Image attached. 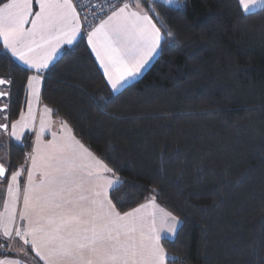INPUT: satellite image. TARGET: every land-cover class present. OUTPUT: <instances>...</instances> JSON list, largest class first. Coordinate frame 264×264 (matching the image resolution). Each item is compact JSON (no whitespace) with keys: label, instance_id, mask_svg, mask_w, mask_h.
<instances>
[{"label":"trees","instance_id":"trees-1","mask_svg":"<svg viewBox=\"0 0 264 264\" xmlns=\"http://www.w3.org/2000/svg\"><path fill=\"white\" fill-rule=\"evenodd\" d=\"M142 2L173 34L146 71L113 91L83 35L45 72L42 102L124 181L109 192L118 211L154 198L180 219L166 264H264V6ZM31 72L0 40L7 125ZM30 145L11 142L12 171Z\"/></svg>","mask_w":264,"mask_h":264},{"label":"snow or ice","instance_id":"snow-or-ice-1","mask_svg":"<svg viewBox=\"0 0 264 264\" xmlns=\"http://www.w3.org/2000/svg\"><path fill=\"white\" fill-rule=\"evenodd\" d=\"M34 2L38 5L35 12ZM239 3L249 13L253 7L264 5V0H239ZM133 8L136 10H130ZM148 12L155 14V9L143 11L140 0H128L122 6H114L106 19L92 26L87 16L81 20L73 0H8L0 6V38L12 56L39 72L48 67L61 44L76 40L82 24L90 27L88 43L103 66L110 88L119 91L173 36L170 31L162 33ZM160 23L167 28L163 21ZM39 81V76L28 78L30 94L36 99ZM8 84L10 81L0 79V85ZM8 95L0 92V99ZM27 104V118L35 120L32 101ZM7 108L4 104L0 111ZM52 111L44 109L45 113ZM61 125L66 129L63 121ZM18 126L28 127L23 113L20 120L11 124V136L20 140ZM7 128V124H0V129ZM44 129L41 120V132ZM29 160L23 190L20 186L23 168L13 172L8 183L7 219L0 218L4 238L12 237L11 224L17 218L16 205L22 195L19 219L26 224L16 228L15 235L24 244H30L45 264H166L168 254L161 239L177 234V224L182 222L165 212L157 226L156 212L146 211L157 207L154 199L127 212L118 211L109 192L116 191L124 181L74 137L57 141L53 133V140L42 147L38 135L26 162ZM5 172L0 164V179L5 178ZM176 259L173 257V261Z\"/></svg>","mask_w":264,"mask_h":264},{"label":"crops","instance_id":"crops-1","mask_svg":"<svg viewBox=\"0 0 264 264\" xmlns=\"http://www.w3.org/2000/svg\"><path fill=\"white\" fill-rule=\"evenodd\" d=\"M161 1H163V2H165L167 4H174L176 2L177 3L179 2V0H172L171 3H169L168 0H161ZM7 2H8V0H1L0 1V6H2L3 3H7ZM140 2H141L142 10L143 11H147V8L143 4L142 0H140ZM257 6L253 7L252 9H250V11L256 10V9H258V8L264 6V5H260V7H257ZM130 10H136V9L133 8V9H130ZM33 11L34 12L38 11V5H36L35 2L33 4ZM110 14H111V11L109 12L108 15H110ZM148 14H149V12H148ZM107 16L104 19H106ZM153 21L155 22L154 19H153ZM157 26H158V24H157ZM25 27H30V25H26ZM87 33L84 34V33L81 32L80 34H78L76 40H74L72 44H61L59 49L56 51L55 56L53 57V59L49 63L48 67L45 68V69L40 70L39 72H37L36 69L30 68L28 65L24 64V62L19 60L17 57L12 56L11 52L8 49L5 48L6 51H8V53L17 62H19L21 65H23V66L29 68L30 70H32V72L30 73L29 77H31V76H39L40 77V81H39V84H38L39 99H36V97L31 96L30 89L28 88V81H27L25 106H24V109H23L22 113L24 114L25 118L27 119L28 127L24 128L22 126H18L17 132L19 134H21V138H20V140H17L15 137L12 136V138H13L12 142L22 143L24 137L29 133L30 136H31V144L33 142V150H34L35 144H36V139H37L38 135L41 138L40 141L43 140V145H47V143L49 141L53 140V133H55L57 141H59V139L62 140V138H64V137H74L76 141H79L80 144H82L84 146V144L75 137V135L72 133L71 129L69 128V126L65 122H64V124L66 125V129L64 127H62V125H61V121L62 120L53 117L52 112L51 113H45L44 112V109H45L46 106L42 102L41 92H42L45 72L48 70V68L62 55V53L65 50H67V49L71 48L72 46H74L83 35H86V39H87ZM0 40H1L2 44H3L2 38H0ZM87 42H88V39H87ZM89 47H90V49H91V51H92V53H93V55H94V57L96 59L101 71L104 74L103 66L101 65L99 59L97 58L96 53L92 50V46L90 44H89ZM159 50L160 49H158L157 52L153 54V56L149 59L148 63L144 66V68L141 69L140 73L137 74L135 77L129 78V80L125 83V85H127L128 83L136 80L137 78H139L146 71L148 66L157 57ZM0 92H8V85H0ZM115 92H117V91H115ZM28 100L32 101V111H33V113L35 115V120H31L30 118H27V113H28V104H27V102H28ZM6 103H7L6 97L0 99V108H3V105L6 104ZM40 112L42 113V115H41ZM20 119H21V115H20V117L17 120H20ZM4 120L5 119H3L2 111H0V124H5ZM41 120H43L44 124H45V129H44L43 132H41ZM11 124H9L8 128H7V129L10 130V133L12 132ZM32 134L34 135V139H32ZM8 145L9 144L5 140V138H4L3 134H2V131L0 129V164L5 165V163H6L7 158L5 160H3V156L5 155L4 151L6 150ZM43 145H42V147H43ZM84 148L87 149L86 146H84ZM27 155H28V151H27ZM107 175L109 177H111V174H107ZM7 188L8 187H6V186H0V218H2V220H6L7 219V214H8L7 213V209H6V204L8 202H5V199H4V195H5V192H6ZM21 190H23L22 187H21ZM22 207H23V203H21L19 201L17 203V205H16L17 218L11 224V227L13 228V233H12V237L11 238H7V239L4 238L3 235H2L3 229H2V227H0V236L5 240V246H4L5 249L2 252H0V262L19 261L20 264H45V262L43 260H41L39 256L36 255V252L32 249L30 244H27V245L24 244L23 240H21L19 237H17L15 235V228H18V227L22 228L26 224V221H21L19 219V212L22 210ZM29 239H30V237H29Z\"/></svg>","mask_w":264,"mask_h":264},{"label":"rangeland","instance_id":"rangeland-1","mask_svg":"<svg viewBox=\"0 0 264 264\" xmlns=\"http://www.w3.org/2000/svg\"><path fill=\"white\" fill-rule=\"evenodd\" d=\"M177 3V2H176ZM176 3H174V4H176ZM257 7H260V5H258ZM159 53V52H158ZM155 60V59H154ZM153 60V61H154ZM153 63V62H152ZM151 63V64H152ZM150 64V65H151ZM149 65V66H150ZM148 66V67H149ZM7 105H8V103H6ZM41 113V112H40ZM41 115H42V113H41ZM2 116H3V119H5L4 121H8V118H9V113H8V111L6 110V111H2ZM54 117V116H53ZM55 118H57V119H59L58 117H55ZM9 125V124H8ZM1 131L4 133V131H7L8 132V134L10 135V137H11V140L9 141L6 137H4L5 138V140L8 142V146H7V148H6V150L4 151V153H5V155L3 156V160H5L6 158H7V160H6V163H5V165H4V167H6V166H8V171H7V174H5V179H4V181H0V186H6V187H8V183H9V180H10V177H11V174L13 173V172H15V171H12V168L10 167V165H11V154H10V144H11V142H12V140H13V138H12V136H11V133H10V130L9 129H7V130H4V129H1ZM37 133V132H36ZM32 139H34V135L32 134ZM41 139V138H40ZM59 141H61L60 139H59ZM41 142H42V145H43V140H41ZM35 146H36V144H35ZM28 150V155H29V153H31L32 151H33V142H32V144L30 145V147L29 148H27ZM87 151L88 152H90L93 156H95L90 150H88L87 149ZM96 158H98L97 156H95ZM99 159V158H98ZM88 162V160H87V157H85V163H87ZM108 166V165H107ZM30 167V160L29 161H25L24 162V164H22V166L19 168V169H21V168H23V172H22V175H21V177H20V186L22 187V189H23V187H24V185H25V182H26V179H27V169ZM19 169H17V170H19ZM16 170V171H17ZM107 175V174H106ZM116 175V174H115ZM117 176V175H116ZM117 177H119V176H117ZM109 198H110V196H109ZM153 198V197H152ZM4 199H5V202H8L9 201V195H8V191L6 190V192H5V195H4ZM154 199V198H153ZM154 201H155V199H154ZM20 202L22 203V195H21V199H20ZM148 202V201H147ZM146 202V203H147ZM155 204L157 205V207L155 208V209H152V208H149V209H147L146 211L147 212H152L153 210L156 212V220H157V226H159L160 225V223H161V220L163 219V214L165 213V212H168V211H166L161 205H159L157 202H155ZM122 213V212H121ZM179 219V218H178ZM179 221H180V219H179ZM170 222V221H169ZM179 225H180V223H178L177 224V229H178V227H179ZM16 229V228H15ZM175 234H168V237H173Z\"/></svg>","mask_w":264,"mask_h":264},{"label":"built area","instance_id":"built-area-1","mask_svg":"<svg viewBox=\"0 0 264 264\" xmlns=\"http://www.w3.org/2000/svg\"><path fill=\"white\" fill-rule=\"evenodd\" d=\"M128 2V0H73L75 6H77L78 14L83 21L87 16L88 23L95 26L99 23L100 19H104L114 6H121L122 3ZM103 9V11H101ZM91 28L82 24V33H87ZM6 138L10 141L11 137L7 131H4ZM6 174L8 166L5 167ZM5 178L0 179L4 181Z\"/></svg>","mask_w":264,"mask_h":264}]
</instances>
